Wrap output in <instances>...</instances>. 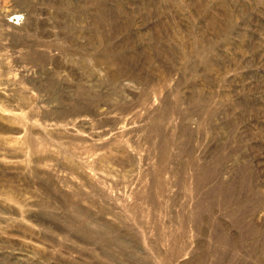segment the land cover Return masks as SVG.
<instances>
[{
  "label": "rangeland",
  "instance_id": "rangeland-1",
  "mask_svg": "<svg viewBox=\"0 0 264 264\" xmlns=\"http://www.w3.org/2000/svg\"><path fill=\"white\" fill-rule=\"evenodd\" d=\"M0 264H264V0H0Z\"/></svg>",
  "mask_w": 264,
  "mask_h": 264
}]
</instances>
